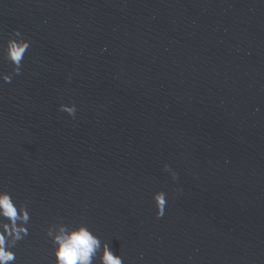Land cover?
Masks as SVG:
<instances>
[{"label": "water", "instance_id": "water-1", "mask_svg": "<svg viewBox=\"0 0 264 264\" xmlns=\"http://www.w3.org/2000/svg\"><path fill=\"white\" fill-rule=\"evenodd\" d=\"M14 30L31 41L0 87V187L31 210L17 264H54L58 218L124 264H264V0H0V44Z\"/></svg>", "mask_w": 264, "mask_h": 264}, {"label": "clouds", "instance_id": "clouds-1", "mask_svg": "<svg viewBox=\"0 0 264 264\" xmlns=\"http://www.w3.org/2000/svg\"><path fill=\"white\" fill-rule=\"evenodd\" d=\"M31 41L20 31L0 44V61L11 66L10 72L0 71V87L10 83L14 75L22 72L24 60ZM59 110L74 116V103L59 105ZM173 181L177 173L168 163L163 164ZM155 216L163 218L167 205V193L161 189L152 194ZM31 210L28 201L19 200L10 190L0 187V264H17L16 248L29 235ZM52 248L54 264H124L123 257L113 251L108 241L84 221L65 223L58 218L44 229Z\"/></svg>", "mask_w": 264, "mask_h": 264}]
</instances>
